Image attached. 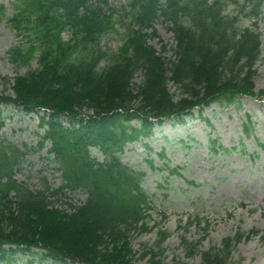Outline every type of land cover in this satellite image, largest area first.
Here are the masks:
<instances>
[{
	"label": "trees",
	"instance_id": "16d2710c",
	"mask_svg": "<svg viewBox=\"0 0 264 264\" xmlns=\"http://www.w3.org/2000/svg\"><path fill=\"white\" fill-rule=\"evenodd\" d=\"M209 1L135 0L138 29H130L120 52L99 69L106 54L98 41L107 24L101 0H18L9 22L30 46L14 48L11 57L29 62L37 53L38 67L14 78V96L0 97V106L42 114L40 146L49 144L48 154L63 180L53 194L82 191L87 199L71 212L55 208L47 192L30 191L13 179L30 151L2 146L1 261L22 253L58 264H132L131 232L157 229L154 248L141 257L163 264L160 254L171 234L148 227L152 200L141 187L144 174L121 161L124 148L150 138L156 125L181 120L195 109L258 96L254 67L261 55L260 35L238 30L234 20L223 16L224 0ZM159 18L173 35L174 61L166 62L149 43L157 36L154 22ZM138 74L142 81L134 84ZM171 83L180 91L177 100ZM135 121L138 127L131 126ZM243 132L250 137L249 120ZM210 146L214 153H230L217 140H210ZM92 149L101 152L103 161L91 155ZM258 235V230L238 228L221 247L206 251L200 250L201 241L182 236L181 247L188 258L199 255L201 264H226L240 242ZM261 237L264 241V233Z\"/></svg>",
	"mask_w": 264,
	"mask_h": 264
},
{
	"label": "rangeland",
	"instance_id": "374dc122",
	"mask_svg": "<svg viewBox=\"0 0 264 264\" xmlns=\"http://www.w3.org/2000/svg\"><path fill=\"white\" fill-rule=\"evenodd\" d=\"M17 2L0 0V97H13L14 78L38 67L37 53L29 62H13L11 57L14 48L26 50L30 46L9 22ZM101 4L107 24L98 41L106 54L99 69L109 64L110 56L120 52L130 29H138L134 17L140 9L135 0H101ZM242 6L243 0L238 6L229 5L224 15L238 18L235 25L238 30L255 26L261 34V55L254 67L258 96L238 97L230 106L216 103L193 111L181 121L168 120L156 126L150 138L127 144L121 154L125 165L144 174L141 187L151 197L153 208L147 212L150 214L148 227L159 226L171 234L160 254L163 264H201L199 255L186 257L181 247L182 236L191 242L201 241L200 250L206 251L221 247L222 241L233 236L238 228L246 233L264 232V150L260 147L264 144V4L257 19L248 16L250 10L242 11ZM154 29L157 36L150 38L149 43L166 62L174 61L175 43L168 25L159 18L154 22ZM69 37L68 32L63 33L65 40ZM141 81L138 74L134 84ZM168 86L174 99H179L178 88L172 83ZM41 116V113L28 114L13 105H1L0 148L11 145L22 152L29 150L15 169L13 179L30 191L47 192L55 208L71 212L72 207L86 201L87 194L67 190L53 194L63 180L57 171L59 166L48 154L49 144L40 146L45 131ZM248 120L252 126L249 138L243 132ZM64 125H68L66 120ZM139 125L137 121L131 123V126ZM215 139L231 152L217 149L214 153L210 140ZM91 155L100 162L104 159L98 149H92ZM261 234L240 242L226 264H264ZM158 238L157 229L144 233L132 231L131 248L135 254L132 264H149L141 255L154 248ZM7 255L10 262L0 260V264H57L39 261L30 254Z\"/></svg>",
	"mask_w": 264,
	"mask_h": 264
}]
</instances>
